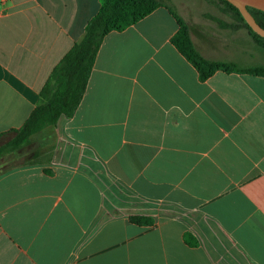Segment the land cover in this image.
<instances>
[{"label": "crops", "instance_id": "1", "mask_svg": "<svg viewBox=\"0 0 264 264\" xmlns=\"http://www.w3.org/2000/svg\"><path fill=\"white\" fill-rule=\"evenodd\" d=\"M99 7L0 0V133L24 123ZM180 16L202 56L229 61ZM177 30L160 6L105 35L48 160L0 175V264H264V77L201 80Z\"/></svg>", "mask_w": 264, "mask_h": 264}, {"label": "trees", "instance_id": "2", "mask_svg": "<svg viewBox=\"0 0 264 264\" xmlns=\"http://www.w3.org/2000/svg\"><path fill=\"white\" fill-rule=\"evenodd\" d=\"M219 1L229 6L234 12L236 22L245 27L255 43L264 49V38L252 31L238 9L226 0ZM160 6H164L178 24V30L171 38V42L197 69L201 80L208 78L216 70L264 77L262 63L242 65L231 60L208 59L202 56L190 38L187 23L172 7L160 0H100V7L87 21L82 37L50 72L39 90L35 107L24 123L19 128L0 133V165L6 159L17 156L31 136L46 127L54 126L59 117H70L74 114L84 94L98 49L108 32L124 30ZM247 9L264 28V12L251 7ZM217 22L222 23L219 20ZM26 164L30 163L0 168V175ZM129 220L138 225L153 223L151 217L142 215H130ZM183 239L191 247L197 245L196 239L188 233L184 234Z\"/></svg>", "mask_w": 264, "mask_h": 264}, {"label": "rangeland", "instance_id": "3", "mask_svg": "<svg viewBox=\"0 0 264 264\" xmlns=\"http://www.w3.org/2000/svg\"><path fill=\"white\" fill-rule=\"evenodd\" d=\"M160 1L172 7L179 16L187 17L195 30L198 28L207 30L208 37L216 42L217 48L225 49L226 59L242 65L264 64V49L255 43L245 27L236 22L234 12L221 1ZM217 20L222 23L217 22ZM53 142V128L52 126L46 127L31 136L29 141L19 150L18 155L6 159L0 165V168L32 162H44L51 155Z\"/></svg>", "mask_w": 264, "mask_h": 264}, {"label": "water", "instance_id": "4", "mask_svg": "<svg viewBox=\"0 0 264 264\" xmlns=\"http://www.w3.org/2000/svg\"><path fill=\"white\" fill-rule=\"evenodd\" d=\"M238 9L244 21L260 37L264 38V28L261 27L249 12L247 7L255 8L264 12V0H226Z\"/></svg>", "mask_w": 264, "mask_h": 264}]
</instances>
